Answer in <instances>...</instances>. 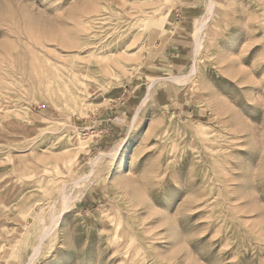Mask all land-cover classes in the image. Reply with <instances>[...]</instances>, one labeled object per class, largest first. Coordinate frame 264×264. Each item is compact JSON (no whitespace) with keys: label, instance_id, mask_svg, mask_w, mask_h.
<instances>
[{"label":"rangeland","instance_id":"1","mask_svg":"<svg viewBox=\"0 0 264 264\" xmlns=\"http://www.w3.org/2000/svg\"><path fill=\"white\" fill-rule=\"evenodd\" d=\"M213 2L0 0V264H264V0Z\"/></svg>","mask_w":264,"mask_h":264},{"label":"bare ground","instance_id":"2","mask_svg":"<svg viewBox=\"0 0 264 264\" xmlns=\"http://www.w3.org/2000/svg\"><path fill=\"white\" fill-rule=\"evenodd\" d=\"M207 9H208V14H209V16H211L213 13H214V10H215V3L213 2V0H207ZM208 16V17H209ZM207 24H208V19L206 18L201 24H200V26L198 27L197 26V28H195V32H194V37H193V45H194V50H193V54H194V56H196L197 55V53H198V50H199V41L201 40V38H200V36L202 35V33H203V31L205 30V28L207 27ZM166 27H164V29H163V33L164 32H166ZM158 30H156V32H157ZM158 32H160L161 33V30L160 31H158ZM163 33H161V34H163ZM70 49V48H69ZM194 60H195V58H194ZM193 62V61H192ZM195 61H194V64L192 63V67L190 68V70H189V72H188V74L186 75V76H184V77H182V78H180V79H167V80H170V81H174V82H176V81H178V80H187L188 78H190V77H192L194 74H196V71H195ZM42 78V77H41ZM45 79V78H44ZM160 80V79H159ZM42 81V80H41ZM156 81L157 80H152L150 83H149V85H148V89H147V92H148V94H147V96H146V98L142 101V103H141V108H142V106L146 103V101L148 100V98H149V93H150V91H151V89L153 88V86L155 85V83H156ZM164 81H166V80H164ZM177 83V82H176ZM184 83V82H183ZM46 86V85H45ZM47 88H48V86H47ZM140 108V109H141ZM136 118H137V113L135 114V118H134V122L136 121ZM133 122V123H134ZM133 126L131 127V129L130 130H128V131H132L133 130ZM127 139L128 138H124L123 140H122V142H121V144L119 145V147H124L126 144H127ZM119 151V149L116 151V152H113L112 154H110L109 155V158L111 159V161L112 162H114V164L115 163H117V161H118V159H119V157H120V152H118ZM96 160V159H95ZM96 162V161H95ZM93 163H94V161H93ZM113 164V163H112ZM92 165H95V163L94 164H92ZM92 171V170H91ZM86 179H87V176L85 177ZM84 178V179H85ZM76 183V182H75ZM76 185V184H75ZM74 185V186H75ZM60 195H62V194H60ZM59 200V199H58ZM62 200L63 201H61V202H64L63 204H67L68 202H67V198L65 197V195L63 194L62 195ZM69 201V200H68ZM62 204V205H63ZM65 207V206H64ZM62 209H64L63 207H62ZM63 213H64V210L62 211V212H60L59 214H58V217H57V219L54 221L55 222V224L58 222V220L62 217V215H63ZM55 226V225H54ZM45 232V231H44ZM49 235V234H48ZM46 237V235L45 236H41L40 237V239H39V243H42V241H43V239ZM38 243V244H39ZM38 244H37V247H35L34 248V253H33V256H35L36 255V253H37V250H38ZM33 252V251H32ZM32 264V263H31Z\"/></svg>","mask_w":264,"mask_h":264}]
</instances>
